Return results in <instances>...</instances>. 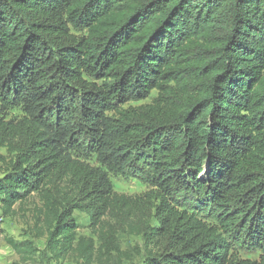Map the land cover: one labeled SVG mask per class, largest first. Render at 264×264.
I'll return each mask as SVG.
<instances>
[{"label": "trees", "instance_id": "1", "mask_svg": "<svg viewBox=\"0 0 264 264\" xmlns=\"http://www.w3.org/2000/svg\"><path fill=\"white\" fill-rule=\"evenodd\" d=\"M0 148L24 261L92 264L127 231L141 264H264V0H0ZM34 195L44 249L3 227Z\"/></svg>", "mask_w": 264, "mask_h": 264}, {"label": "rangeland", "instance_id": "2", "mask_svg": "<svg viewBox=\"0 0 264 264\" xmlns=\"http://www.w3.org/2000/svg\"><path fill=\"white\" fill-rule=\"evenodd\" d=\"M157 96V91H153L150 97L143 101L133 102V105L151 102ZM25 113L21 109H12L8 111L9 118L21 119ZM12 158L5 148H0V178L5 174L6 166ZM92 163L98 165L95 158H92ZM111 180L114 189L118 193L127 195H140L149 190L148 184L140 178L124 177L121 175L111 174ZM41 204L34 195L22 207H15L18 212L12 217H6L3 221V227L8 236L16 240H34L40 249L46 247V237H39L37 225V212ZM1 210V209H0ZM1 212V211H0ZM79 224V234L88 237H93V228L90 225L87 214L76 211L75 213ZM42 229V226H41ZM116 243L120 247L119 251L108 250L104 253L97 254L92 264H141L146 256L145 240L142 236H135L127 231H119L116 234ZM239 255L244 258L256 259L260 256L259 250L238 249ZM40 260V261H39ZM0 264H85V262L76 254L70 253L67 258L55 263L48 258L38 259L37 262H27L21 259L18 253L6 242L5 239L0 240Z\"/></svg>", "mask_w": 264, "mask_h": 264}]
</instances>
